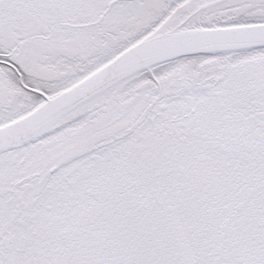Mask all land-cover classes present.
Returning a JSON list of instances; mask_svg holds the SVG:
<instances>
[{
  "label": "snow or ice",
  "instance_id": "snow-or-ice-1",
  "mask_svg": "<svg viewBox=\"0 0 264 264\" xmlns=\"http://www.w3.org/2000/svg\"><path fill=\"white\" fill-rule=\"evenodd\" d=\"M0 264H264V0H0Z\"/></svg>",
  "mask_w": 264,
  "mask_h": 264
}]
</instances>
